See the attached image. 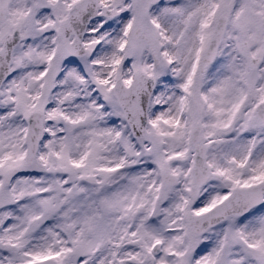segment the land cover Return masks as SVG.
I'll return each mask as SVG.
<instances>
[{"label":"snow or ice","instance_id":"6c2138e0","mask_svg":"<svg viewBox=\"0 0 264 264\" xmlns=\"http://www.w3.org/2000/svg\"><path fill=\"white\" fill-rule=\"evenodd\" d=\"M0 264H264V0H0Z\"/></svg>","mask_w":264,"mask_h":264}]
</instances>
